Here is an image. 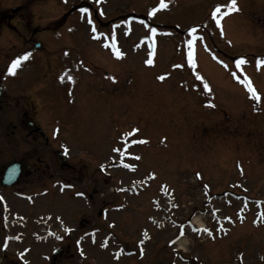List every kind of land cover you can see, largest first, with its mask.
<instances>
[{
	"label": "rangeland",
	"instance_id": "1",
	"mask_svg": "<svg viewBox=\"0 0 264 264\" xmlns=\"http://www.w3.org/2000/svg\"><path fill=\"white\" fill-rule=\"evenodd\" d=\"M230 5L0 0V65L20 60L5 71V85L28 95L49 82L46 70L63 74L57 65L68 63L69 80L59 74L47 109L61 108V125L73 124L64 136L76 144L68 154L84 169L82 190L108 202L106 220L80 232L88 249L72 264H264V110L254 113L264 109V0H236L238 11ZM36 41L44 48L33 52ZM253 90L262 93L257 104L247 96ZM39 93L23 99L40 112ZM133 153L131 173L120 157ZM102 164L112 175L106 185ZM135 181L145 183L137 194L114 192ZM227 215L218 234L217 218ZM202 223L211 240L192 232ZM54 245L50 238L43 248Z\"/></svg>",
	"mask_w": 264,
	"mask_h": 264
},
{
	"label": "flooded vegetation",
	"instance_id": "2",
	"mask_svg": "<svg viewBox=\"0 0 264 264\" xmlns=\"http://www.w3.org/2000/svg\"><path fill=\"white\" fill-rule=\"evenodd\" d=\"M66 64L57 66L63 74L49 72V82L35 84L28 95L8 89L4 80L6 66L0 65V264H34L37 258L51 264L75 263L83 253L81 249L87 247L80 232L99 227L108 215V202L101 197L95 199L99 192L87 186L82 190L84 169L68 154L72 151L70 145L76 144L67 141L64 132L73 124L67 120L61 125V108L47 109L52 93L60 88H54L53 82L59 74L68 75ZM48 87L49 94L44 92ZM33 92H40L46 99L40 112L32 104ZM263 110L255 108L254 113L260 115ZM72 134L75 143L80 140V131ZM109 166H100L101 183L105 185L112 180ZM81 198L85 202L83 209ZM50 231L57 236V245L47 252L43 247Z\"/></svg>",
	"mask_w": 264,
	"mask_h": 264
},
{
	"label": "snow or ice",
	"instance_id": "3",
	"mask_svg": "<svg viewBox=\"0 0 264 264\" xmlns=\"http://www.w3.org/2000/svg\"><path fill=\"white\" fill-rule=\"evenodd\" d=\"M164 7H166V5H162ZM230 10H237L238 11V8H236V0H231V5H230ZM87 11V10H85ZM221 12V9L219 7L216 8V11L213 13V16L215 17L217 13H220ZM223 15H227V12L223 13ZM217 23H219V20H217ZM155 30H153L154 32ZM195 31V30H193ZM189 47L191 48V41H189ZM117 55L119 56L120 54L117 53ZM24 59H27V57H24ZM146 63L148 64H152L153 61L151 59L147 60ZM244 63V61H240L238 62V66L239 64H242ZM260 63H264V61H261ZM20 64V60H16L15 62H13L12 64V67L9 69L10 72H13L14 73V70L19 66ZM159 79H164L163 76L159 77ZM205 87H207V85H205ZM253 97L256 98V99H259L258 96H256L254 90H253ZM141 143H144L146 141H140ZM136 159H139V157H136ZM261 215H264V213H262ZM205 231H208L207 229H205Z\"/></svg>",
	"mask_w": 264,
	"mask_h": 264
},
{
	"label": "water",
	"instance_id": "4",
	"mask_svg": "<svg viewBox=\"0 0 264 264\" xmlns=\"http://www.w3.org/2000/svg\"><path fill=\"white\" fill-rule=\"evenodd\" d=\"M39 45H36V47H38Z\"/></svg>",
	"mask_w": 264,
	"mask_h": 264
}]
</instances>
